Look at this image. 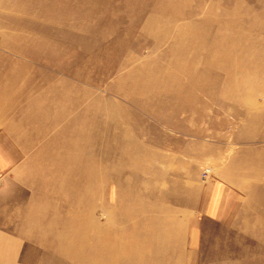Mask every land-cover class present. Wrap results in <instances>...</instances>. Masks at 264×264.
Masks as SVG:
<instances>
[{"label":"rangeland","instance_id":"rangeland-1","mask_svg":"<svg viewBox=\"0 0 264 264\" xmlns=\"http://www.w3.org/2000/svg\"><path fill=\"white\" fill-rule=\"evenodd\" d=\"M20 66L35 105L63 96L51 112L66 118L0 180V264H74L92 207L113 223L105 244L132 245L136 264H264L263 0H0V68ZM92 132L101 143H84ZM61 162L77 168L58 177ZM95 173L93 206H69L76 243L35 240L75 234L58 208L67 181L90 188ZM212 181L232 196L225 220L201 211ZM24 214L45 218L26 227Z\"/></svg>","mask_w":264,"mask_h":264},{"label":"crops","instance_id":"crops-1","mask_svg":"<svg viewBox=\"0 0 264 264\" xmlns=\"http://www.w3.org/2000/svg\"><path fill=\"white\" fill-rule=\"evenodd\" d=\"M30 72L29 68L21 66L0 68V180L26 160L28 151L32 153L30 147L27 149V145L36 141L38 131L42 130L43 125L47 123L48 131H50L66 118V115L60 116L59 112L52 118L51 112L52 105L57 110L61 103L58 100L63 96L49 97L45 95L46 108H41L39 103L38 106L35 105L33 90L31 89L33 87L29 83L31 81ZM20 75H25L26 78L20 81ZM12 79L14 82L22 84L21 92H18L17 88L11 85ZM28 88L31 89L30 96H27ZM26 97L32 98L31 107L29 106L28 109L24 106L25 108L23 107L24 109L21 108L19 111L17 100L20 98L26 101ZM36 101L40 102L41 99ZM33 122H36V126L31 125ZM209 184L211 186L209 185L208 198L203 203L201 211L209 217L225 220L231 215L232 196L227 189L224 190V183L212 181Z\"/></svg>","mask_w":264,"mask_h":264},{"label":"bare ground","instance_id":"bare-ground-1","mask_svg":"<svg viewBox=\"0 0 264 264\" xmlns=\"http://www.w3.org/2000/svg\"><path fill=\"white\" fill-rule=\"evenodd\" d=\"M80 127H82V125H80L79 128ZM84 129H85V127H84ZM81 130H83V129H81ZM85 134H87V133H85ZM76 137L77 136H75V138H74L75 140H76ZM70 140L72 141L73 139L70 138ZM96 141H100V143H101L102 142L101 141V137H99L97 139L96 135H94V132H92V136L91 135L88 136V140H86L84 143H87V142L91 143V142H96ZM76 142L79 143V140H77ZM80 142L82 143V140ZM61 155H63V154H61ZM107 158H108V160H110L109 157H107ZM114 160L115 159H113L112 161H114ZM64 163H66V162H64ZM64 163L63 164H62V162L59 163V164H62L61 170H58V171L56 170L55 171V174H57L58 177H59V173L60 172L62 173V171L64 172L63 175H66V174L70 173V172H68L69 170L71 171V170H74L75 168H77V166L75 168H71V167H69L68 164H67L68 165L67 166ZM97 167L98 166H96V168ZM94 168H95V166H94ZM79 171H81V170L79 169L78 172ZM131 173H133V172H131ZM90 176L92 177L93 175H90ZM132 176L136 177L137 174H132ZM92 178H94V184H93V181H91L93 185L90 188L86 185V184H89V183H87L88 180H86V184L84 183V181L81 180L82 185L81 184L77 185L78 183H76V182L73 183V182L67 181L68 184H66L67 185L66 188L63 185H62L63 187H61L60 186L61 184L59 185V184L54 182V191H53L54 195L56 193H58V195H59L60 192L62 191V188H65L66 190H68V193H66V194H70V197H69L70 198V204L62 205L59 208L56 207V205H54V207H53L54 209L58 208V210H60V213H62V214L66 213V218H63L64 216L63 217L61 216L57 220H62V218H63L64 219V223L66 224L67 228H71L72 230H75V234H73L71 236V234L69 232V233H67V236H66V235H64V231H65L64 230L62 233H60V232L57 233V234L54 233L53 236H49L48 238H45L42 235V232L39 233L38 231H36V234L33 237V238H35V240H37L39 242H46L49 239H51L52 241L63 242L64 240H67V237H68L69 241H71V243L74 245V242H75V240H73L74 236H75V239H78L76 237V235L79 232L77 231V228L75 229V228H72V227L77 225L79 218L76 217V215H77L76 213L72 212L73 210H71V213H69L68 211H70V209L72 208V209H75L78 212L80 210L79 207L81 206V204H83V202H85V206L86 205L89 206V207L93 206L94 197L92 195H94V194L96 195V194H98L100 192V190H103V186H102V184H100V182H98V176H97L96 173L94 174V177H92ZM92 178H91V180H92ZM77 193H81V197L84 198V200H81V201H78V202L75 200L76 202L73 204L72 203V200H73L72 196H73V194H77ZM60 195H62V194H60ZM65 198H67V197H65ZM145 200H148V199L146 198ZM69 206H70V209H69ZM92 208H89L91 210V212H90V210L87 209L88 210L87 211L88 214L85 216V219H87L86 221H90V223L87 224V228H83L82 229L81 236L79 237V239H80L79 240V242H80L79 245H77V243L75 242L76 243V249H75L76 254H75V252H71V253L68 252V253H66L64 255V257H67V258L71 259L74 262V264H84L85 260L90 258V257H94V260H92V262L88 261L87 264H114L115 262H121L122 264H136V260H138L139 258H141L143 260L146 258L145 256L143 257L142 255H140V253H139L138 256L136 254H134L132 252V249L135 248V247H132V245H129V244L127 245L125 242H122V241L118 240L119 241L118 248H117V244H115L114 242L112 244H108V245L105 244V240H107L109 237H112L113 235L115 236V234L112 233V230H111V227H110L112 222L111 223L108 222V224H106L105 227H101L98 223H96L97 222V220H96L97 218H96V215L94 214V212L92 211ZM105 210H108V208L105 209V207L103 206L102 207V211L104 212ZM105 213H107V212H105ZM59 215H61V214H59ZM44 218L45 217L43 215H34V214L32 216L30 214L21 215L22 224L24 226H26V227L29 224H32V223L35 224V223L43 220ZM62 221H61V223H62ZM58 225H61V224H58ZM156 225H157L156 226L157 232L159 234H161L162 226L161 225L159 226L158 224H156ZM156 228L154 229V231L156 230ZM78 229H80V228H78ZM153 233H156V232H153ZM153 233L150 234V235L151 236L156 235V234H153ZM136 237L138 238V235ZM93 238H96V240H93V242H89V241H92L91 239H93ZM85 240L88 242V244L82 243ZM137 241H138V244L140 246H143V245L146 244V241H142V240H139V239ZM93 246L95 247L94 251H89V249L91 247H93ZM46 254L49 256L50 253L48 252ZM55 256H56V251H55ZM145 261H147V260H145ZM150 263L151 264H156V263H153V262H150Z\"/></svg>","mask_w":264,"mask_h":264},{"label":"built area","instance_id":"built-area-1","mask_svg":"<svg viewBox=\"0 0 264 264\" xmlns=\"http://www.w3.org/2000/svg\"><path fill=\"white\" fill-rule=\"evenodd\" d=\"M209 172H210L209 168H203L201 170V178L205 179L208 176Z\"/></svg>","mask_w":264,"mask_h":264}]
</instances>
